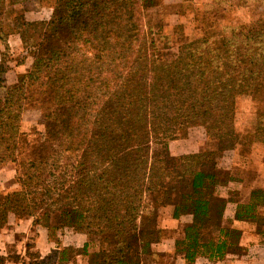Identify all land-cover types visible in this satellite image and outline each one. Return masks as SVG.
<instances>
[{
  "label": "trees",
  "instance_id": "16d2710c",
  "mask_svg": "<svg viewBox=\"0 0 264 264\" xmlns=\"http://www.w3.org/2000/svg\"><path fill=\"white\" fill-rule=\"evenodd\" d=\"M51 1L47 22L16 19L26 47L36 36L31 70L12 86L0 80V166H17V189L0 198V229L9 215L32 219L57 240L65 231L83 234L87 264H141L142 256H157L145 234L157 227L142 216L150 202L171 207L173 219L191 216L174 242L186 264L243 255L241 231L224 220L225 207L236 204L235 221L264 226V184L249 192L237 188L244 180L233 177L226 152L236 143V97L245 91L264 96V24L258 33L210 27L182 45L175 60H163L157 52L165 45L141 31L144 12L158 8V0ZM222 3L212 0L203 9L215 13ZM4 33L0 19V40ZM102 44L104 75L97 70ZM6 70L0 64V74ZM36 82L45 130L29 140L19 123L26 92ZM257 126V140L264 142L263 117ZM193 127L204 129V147L171 154L168 141L175 138L168 133L185 137ZM152 133L164 147L150 157ZM88 239L96 240L97 251L88 253ZM73 252H54L47 263Z\"/></svg>",
  "mask_w": 264,
  "mask_h": 264
},
{
  "label": "rangeland",
  "instance_id": "374dc122",
  "mask_svg": "<svg viewBox=\"0 0 264 264\" xmlns=\"http://www.w3.org/2000/svg\"><path fill=\"white\" fill-rule=\"evenodd\" d=\"M174 0H170V2ZM212 0H193V4H167L158 0V8L144 12L141 21V31L144 38H153L159 46L157 56L163 60H175L179 55V49L185 43L197 41L210 27L244 26L254 33L261 30L264 24V3L249 0H223L217 12H210L203 9ZM2 14V26L5 30L4 38L0 40V64L7 69L0 74L1 85L12 86L17 83L19 76L29 72L34 61L35 50L30 48L33 39L26 40V47L20 37L21 26L16 19L23 18L28 22H47L53 12L54 3L51 0H0ZM134 18L138 19L137 14ZM98 62V72L107 69V62L104 54L105 45ZM99 51V52H100ZM88 56H91L88 54ZM92 57V56H91ZM77 62L80 56H74ZM101 69V71L99 70ZM10 70V71H9ZM39 83H35L26 92V99L23 102L20 115L19 131L24 133L29 140L37 138L45 130L44 105L42 103V90ZM0 90H3L0 88ZM1 94V93H0ZM259 117L264 118V96L252 91H245L238 95L234 103V112L231 120V127L235 133L236 143L233 150L227 153L229 163L235 175L239 179L246 170L251 178H256L260 170L264 173V142L257 140L256 130ZM183 133H168L171 138L168 141V150L175 156L197 153L204 147L206 141L205 131L202 127H193ZM184 131V132H186ZM160 136V135H159ZM155 133L150 135L149 156L161 154L164 147L160 143V137ZM199 143H202L198 149ZM198 149V150H197ZM16 164L4 163L0 166V198L17 189ZM260 173V174H261ZM263 175V174H262ZM148 202V198H146ZM171 207H162L160 204L148 203L142 216L152 217L151 226L157 227L156 231L147 230L146 238L157 242L167 234V230L161 226V220L165 216V210ZM264 218V208L261 210ZM209 229L205 228V235ZM207 237V236H206ZM51 239L57 240L55 236ZM88 253L98 250L95 239H88ZM141 264H170L171 256L157 254L141 258Z\"/></svg>",
  "mask_w": 264,
  "mask_h": 264
},
{
  "label": "crops",
  "instance_id": "0c3cea01",
  "mask_svg": "<svg viewBox=\"0 0 264 264\" xmlns=\"http://www.w3.org/2000/svg\"><path fill=\"white\" fill-rule=\"evenodd\" d=\"M163 1L167 4H177L181 0ZM231 173L235 177L232 168ZM260 173L259 170L255 175L256 178H251V175H248L245 170L239 178L244 182H241L240 185L237 184V188L248 192L251 189H261L264 184V173ZM220 196L226 198V195L220 194ZM235 208L236 204L227 203L223 218L225 221L231 220L232 226L241 231L238 245L245 250V253L240 256L227 254L222 260L216 262L198 258L192 264H264V226L235 221L233 219ZM167 214L168 210H165V216L161 220V226L167 230V235L153 243V252L170 255V264H186L181 256L175 254L174 242L183 236L182 228L189 224L192 218L190 215H183L178 219H173ZM57 238L59 240L51 239L45 228L34 227L32 219H17L15 216L9 215L7 223L0 229V259L2 260L0 264H48V257L51 254L69 247L74 250L71 256L59 262L57 254L53 264H87L86 257L81 253L86 241L83 234L65 231V233L57 234Z\"/></svg>",
  "mask_w": 264,
  "mask_h": 264
}]
</instances>
